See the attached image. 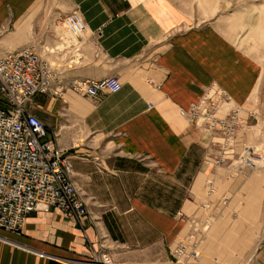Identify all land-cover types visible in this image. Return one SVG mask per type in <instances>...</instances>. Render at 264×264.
I'll list each match as a JSON object with an SVG mask.
<instances>
[{
	"label": "crops",
	"instance_id": "0c3cea01",
	"mask_svg": "<svg viewBox=\"0 0 264 264\" xmlns=\"http://www.w3.org/2000/svg\"><path fill=\"white\" fill-rule=\"evenodd\" d=\"M72 12L87 24L82 38L64 24ZM23 47L51 66L57 86L116 77L122 88L95 98L34 97L30 110L71 158L87 214L81 224L57 208L38 210L21 233L0 230V264H97L103 250L114 264H172L186 219L203 203L211 209L207 184L218 177L219 221L229 219L236 236L246 221L245 236H256L264 172L242 162L220 176L213 133L181 115L212 86L231 96L220 114L241 108L259 74L218 21L207 23L206 0H0V59ZM242 177L249 179L238 189ZM257 238L252 264H264V235Z\"/></svg>",
	"mask_w": 264,
	"mask_h": 264
},
{
	"label": "built area",
	"instance_id": "2783aa9c",
	"mask_svg": "<svg viewBox=\"0 0 264 264\" xmlns=\"http://www.w3.org/2000/svg\"><path fill=\"white\" fill-rule=\"evenodd\" d=\"M64 24L78 38L87 31L79 12L67 15ZM56 81L51 66L42 62L33 47H23L0 59V230L21 233L28 215L38 210L57 208L81 224L87 214V205L74 180L71 158L30 107L37 94L65 100L66 94L72 92L95 98L100 92H118L122 83L116 77L74 80L58 86ZM230 102L231 96L226 90L212 86L189 110H181V115L191 122L197 119L200 126L203 118L208 131L222 134L223 141L218 142L221 154L215 158L218 165L234 153L230 147L242 124L241 108H233L222 118L217 116ZM247 165L255 164L248 161ZM173 257L172 264H197L202 251L183 238L175 244ZM95 261L114 264L104 250L97 254Z\"/></svg>",
	"mask_w": 264,
	"mask_h": 264
},
{
	"label": "rangeland",
	"instance_id": "374dc122",
	"mask_svg": "<svg viewBox=\"0 0 264 264\" xmlns=\"http://www.w3.org/2000/svg\"><path fill=\"white\" fill-rule=\"evenodd\" d=\"M206 18L207 23L218 21L224 32L236 43L239 52L252 60L259 72L255 89L248 102L241 107L242 124L238 128L233 146L230 147V151L233 150L234 153L221 164L223 169L219 175L223 176L224 168L232 164H248V161L255 164L252 165L255 169L251 172L261 174L264 172V0H206ZM217 116L222 118L225 113L219 112ZM199 124L201 128L208 130L204 123ZM212 133L218 146L217 142L223 141L222 134L218 131ZM218 178H210L207 184L206 196L211 198L208 201L212 200L211 209L204 210V203L201 204L197 213L186 219L187 226L183 230V236L201 249L202 257L197 264H252L257 254L251 252V249L258 241L257 237L261 239L264 235V223L260 228L250 231V234H256L252 238L250 235L245 236L246 221L239 224L241 227L237 232L241 236H236L233 226L230 229L227 227L229 219L219 221L220 212L212 204L225 192V187H222L220 181L222 177ZM245 179L249 178L239 179L241 183L238 189L245 185ZM247 195L248 189L245 188L235 199L234 202L238 204L236 212L245 213ZM225 198L227 201V197ZM226 206L222 208V212L227 209ZM225 213L229 214V209ZM233 245L235 249L231 250ZM247 248L249 250L245 251Z\"/></svg>",
	"mask_w": 264,
	"mask_h": 264
},
{
	"label": "bare ground",
	"instance_id": "6f19581e",
	"mask_svg": "<svg viewBox=\"0 0 264 264\" xmlns=\"http://www.w3.org/2000/svg\"><path fill=\"white\" fill-rule=\"evenodd\" d=\"M202 121H203V118L201 119ZM183 238H185L184 236H183V232L181 233V235H180V237H179V240H181V239H183ZM178 240V241H179Z\"/></svg>",
	"mask_w": 264,
	"mask_h": 264
}]
</instances>
